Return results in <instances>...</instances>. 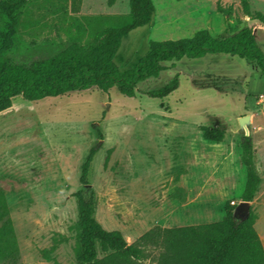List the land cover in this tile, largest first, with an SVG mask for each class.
Masks as SVG:
<instances>
[{
  "label": "rangeland",
  "instance_id": "1",
  "mask_svg": "<svg viewBox=\"0 0 264 264\" xmlns=\"http://www.w3.org/2000/svg\"><path fill=\"white\" fill-rule=\"evenodd\" d=\"M152 3L150 24L121 39L113 58L120 72L133 68L151 41L190 38L199 30L223 38L249 27L264 53V26L244 19L240 0ZM248 4L251 13L264 14V0ZM217 5L230 8L229 14ZM40 7L37 0L19 18L3 53L7 63L30 65L56 55L74 18L124 15L129 0L110 7L106 0H81L74 18L63 22ZM175 70L179 87L163 99L147 98L143 91L157 87L166 74L139 84L132 99L115 88L109 101L96 92L12 99L0 113V230L10 223V232L0 236V264H76L73 194L81 190L93 194L96 221L119 231L127 244L165 222L189 226L221 220L226 202H240L242 136L252 138L261 179L250 209L264 247V76L251 63L223 55L182 60ZM244 116L250 119L242 130L238 121ZM205 127L223 128V139L204 140ZM94 145L98 150L85 188L81 165ZM155 254L143 264H152ZM103 255L97 250L98 258Z\"/></svg>",
  "mask_w": 264,
  "mask_h": 264
},
{
  "label": "trees",
  "instance_id": "2",
  "mask_svg": "<svg viewBox=\"0 0 264 264\" xmlns=\"http://www.w3.org/2000/svg\"><path fill=\"white\" fill-rule=\"evenodd\" d=\"M36 1L0 0V113L17 96L26 101H39L65 94L96 92L109 101L110 92L115 88L123 98L132 99L139 84L166 74L168 78L157 87L143 91L147 98L163 99L179 87L177 64L205 56L237 57L251 63L264 76V53L249 27L223 38L199 30L190 38L151 41L148 51L135 66L120 72L113 58L121 39L130 31L150 24L155 11L152 0H129V11L124 15L79 18L72 15L78 13L81 0H41L40 9L58 21L74 18L65 31L67 43L60 52L45 60L30 65L9 64L3 53L11 46L19 18L27 15L29 6ZM115 1L106 0V4L110 7ZM240 7L245 20L264 26V14L251 13L248 0H240ZM217 10L224 15L230 12V8L221 9L219 5ZM223 135V128L202 129V138L207 141L219 143ZM239 147L245 170L240 201L251 203L261 181L252 138L242 136ZM97 150V145L91 146L81 165L79 181L85 188L89 185L88 176ZM73 196L77 208L73 246L76 264H143L151 252L156 253L152 264H264V247L254 228L255 216L251 209L247 217H241L234 213L236 205L226 202L219 221L172 228L155 225L127 244L119 231H107L96 221L91 191L85 194L81 190ZM9 232L7 220L0 236ZM97 250L104 254L101 258L97 257Z\"/></svg>",
  "mask_w": 264,
  "mask_h": 264
},
{
  "label": "water",
  "instance_id": "3",
  "mask_svg": "<svg viewBox=\"0 0 264 264\" xmlns=\"http://www.w3.org/2000/svg\"><path fill=\"white\" fill-rule=\"evenodd\" d=\"M249 119H250L249 116H244L239 119L238 122L242 130H244L245 127L248 125ZM250 205H251L250 202L240 201L236 204L234 213L235 214L238 213L241 217H247L249 214Z\"/></svg>",
  "mask_w": 264,
  "mask_h": 264
},
{
  "label": "crops",
  "instance_id": "4",
  "mask_svg": "<svg viewBox=\"0 0 264 264\" xmlns=\"http://www.w3.org/2000/svg\"><path fill=\"white\" fill-rule=\"evenodd\" d=\"M184 226L183 224H174V223H168V222H165L164 224H162V227L163 228H172V227H182Z\"/></svg>",
  "mask_w": 264,
  "mask_h": 264
},
{
  "label": "built area",
  "instance_id": "5",
  "mask_svg": "<svg viewBox=\"0 0 264 264\" xmlns=\"http://www.w3.org/2000/svg\"><path fill=\"white\" fill-rule=\"evenodd\" d=\"M260 102L262 103V105L264 106V99H261ZM234 205V204H232Z\"/></svg>",
  "mask_w": 264,
  "mask_h": 264
}]
</instances>
